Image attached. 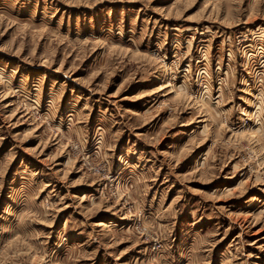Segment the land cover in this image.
<instances>
[{
  "label": "rangeland",
  "instance_id": "rangeland-1",
  "mask_svg": "<svg viewBox=\"0 0 264 264\" xmlns=\"http://www.w3.org/2000/svg\"><path fill=\"white\" fill-rule=\"evenodd\" d=\"M0 264H264V0H0Z\"/></svg>",
  "mask_w": 264,
  "mask_h": 264
}]
</instances>
